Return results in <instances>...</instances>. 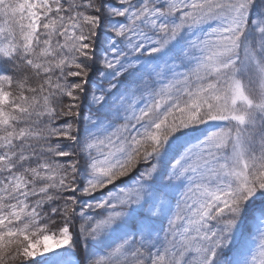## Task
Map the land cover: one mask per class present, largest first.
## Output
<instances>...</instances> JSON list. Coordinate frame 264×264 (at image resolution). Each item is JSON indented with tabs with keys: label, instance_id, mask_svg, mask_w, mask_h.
Here are the masks:
<instances>
[{
	"label": "snow or ice",
	"instance_id": "6c2138e0",
	"mask_svg": "<svg viewBox=\"0 0 264 264\" xmlns=\"http://www.w3.org/2000/svg\"><path fill=\"white\" fill-rule=\"evenodd\" d=\"M0 264H264V0H0Z\"/></svg>",
	"mask_w": 264,
	"mask_h": 264
}]
</instances>
